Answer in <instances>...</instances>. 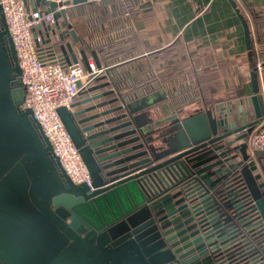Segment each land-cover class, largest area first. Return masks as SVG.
<instances>
[{"label": "water", "instance_id": "95a60500", "mask_svg": "<svg viewBox=\"0 0 264 264\" xmlns=\"http://www.w3.org/2000/svg\"><path fill=\"white\" fill-rule=\"evenodd\" d=\"M40 3L46 11L57 5L32 0V9ZM65 11L54 13L55 28L42 22L33 36L40 27L47 41L70 35L59 55L86 66L72 44L80 37L64 19L60 29ZM236 13L250 61L249 25ZM20 75L0 6V264H264V168L250 164L246 141L263 110L256 67L248 121L242 104L235 112L234 103L202 101L179 112L154 109L161 114L151 120L158 98L103 108L116 98L98 101L105 96L92 82L99 75L85 88L77 82L78 95H91L57 113L92 189L71 181L32 110L20 107Z\"/></svg>", "mask_w": 264, "mask_h": 264}, {"label": "trees", "instance_id": "16d2710c", "mask_svg": "<svg viewBox=\"0 0 264 264\" xmlns=\"http://www.w3.org/2000/svg\"><path fill=\"white\" fill-rule=\"evenodd\" d=\"M139 1L101 0L77 5L78 14L84 19L81 43L75 44L84 51L86 59L92 58L95 64L108 68L92 82L103 88L106 99L116 98L109 107H118L124 102L152 95L161 88H164V95L154 104L157 105L154 108L165 107L168 111L179 112L187 103L208 99L221 87L217 71L235 63V56L231 57L227 52L214 54L209 48L199 46H191L190 49L181 38L174 39L162 49L140 56L142 36L140 32L128 30L127 19L121 17L127 14L128 20H132ZM65 12L69 13V10ZM252 21L258 42H264V14L252 12ZM108 27L110 32L106 31ZM93 35L95 38H92ZM67 38H71L70 35L50 41L41 39L35 47L38 58L43 63L59 62L66 66L58 48ZM257 58L262 60L260 75L264 87V52L258 55L252 52L250 70L256 67ZM153 66L156 68L153 69ZM156 82L162 87H155ZM243 110L245 116L247 110ZM123 111L124 108L120 107L115 113L121 114ZM255 157L262 164L264 151H256Z\"/></svg>", "mask_w": 264, "mask_h": 264}, {"label": "crops", "instance_id": "0c3cea01", "mask_svg": "<svg viewBox=\"0 0 264 264\" xmlns=\"http://www.w3.org/2000/svg\"><path fill=\"white\" fill-rule=\"evenodd\" d=\"M31 2L32 0H28L27 2V12L34 7ZM233 2L234 5H232L230 0H140L138 2V10L134 13L132 20H128L127 14H122L121 17L122 19H127L126 26L129 27L128 30L140 32L142 36L143 45L139 50L140 56L162 49L176 38H181L189 46L209 48L214 54L227 52L231 57L235 56V63L228 64L224 69L221 68V70L217 71L219 75L218 84L221 87H218V90L212 93L208 99L200 101L216 106H230L234 103L236 105L235 109L242 104V108L247 110V114L243 118L245 121H248L253 118L252 105L246 100V97L251 92L249 80L250 61L247 55L244 30L236 9L248 22L252 45L251 50L258 55L259 52H264V42H258L257 40V34L252 21V12L256 11L264 14V0H233ZM77 5L68 7L69 13H65L66 18L61 17L59 19V25L60 21L64 19L75 30L76 35L82 37L84 18L78 14ZM39 6L44 7L45 5L42 3L35 5L37 8ZM48 26L55 28V23ZM64 28V26L60 25L61 30ZM106 31L110 32L111 29L108 27ZM35 33L39 37V41L47 39V34L43 27L35 28ZM92 38H95V36L93 35ZM67 40H71V38H67ZM72 44L75 49L77 45L75 43ZM87 60L92 61V58ZM257 61L261 62L262 60L257 58ZM155 68L156 66H153V69ZM215 68L218 69L217 66ZM258 77L261 83L260 96L263 109L264 87L259 72ZM160 86L161 84L157 83L155 87ZM163 90L164 88L159 90L161 95L156 98L153 97L156 92H153L150 98H158L157 102H159L162 95H164ZM98 91H103V88H100ZM89 95L91 94H77L75 101L84 99ZM103 99H106V96H102L98 101H102ZM241 100L243 101L242 103L240 102ZM96 101L97 99L89 102L84 101L77 108L86 107ZM108 106H103V108H107ZM154 107H157V105L151 106V120H154V118L161 114L158 110H156L159 113L158 115L155 112L153 114L151 111L158 109ZM235 112H237V109ZM137 113H140V111L135 112V114ZM252 160L250 164H257L259 170L262 168V165L264 166V161L261 164L256 157Z\"/></svg>", "mask_w": 264, "mask_h": 264}, {"label": "built area", "instance_id": "2783aa9c", "mask_svg": "<svg viewBox=\"0 0 264 264\" xmlns=\"http://www.w3.org/2000/svg\"><path fill=\"white\" fill-rule=\"evenodd\" d=\"M57 5L46 11L47 6L26 11L23 0H0L8 32L11 36L19 67L21 81L24 84V96L20 107L30 108L35 120L49 139L53 153L60 165L74 183H85L91 187L90 176L77 148L72 143L59 115L58 107L70 105L82 87L95 76L104 72L105 66L97 67L92 61L72 62L63 66L59 62L43 63L36 54L39 37L33 36L32 28L43 23L52 24L54 13L68 9L72 0H46ZM101 0H85L97 3ZM66 18V17H65ZM256 69L260 73L262 63L257 61ZM248 153L252 158L256 151H264V108L262 117L247 137Z\"/></svg>", "mask_w": 264, "mask_h": 264}, {"label": "rangeland", "instance_id": "374dc122", "mask_svg": "<svg viewBox=\"0 0 264 264\" xmlns=\"http://www.w3.org/2000/svg\"><path fill=\"white\" fill-rule=\"evenodd\" d=\"M190 49H191V46H190ZM196 69H199V67L196 68ZM160 93H161L160 91H157V92L153 95V97H155V98L158 97L159 95H161Z\"/></svg>", "mask_w": 264, "mask_h": 264}]
</instances>
